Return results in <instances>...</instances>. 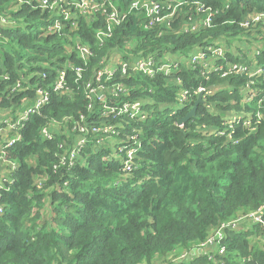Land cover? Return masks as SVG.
Masks as SVG:
<instances>
[{
  "label": "trees",
  "instance_id": "trees-1",
  "mask_svg": "<svg viewBox=\"0 0 264 264\" xmlns=\"http://www.w3.org/2000/svg\"><path fill=\"white\" fill-rule=\"evenodd\" d=\"M66 1L65 6L57 0L55 10H48L37 7V0H0V15L14 21L9 27H0V70L10 74L8 83L20 72L33 75L31 88L9 98L2 92L6 83L0 82L1 107L31 96L34 84L45 87L52 82L56 69L68 59L83 67L77 81L75 72L68 70L70 92H51L49 101L31 115L21 130L22 139L10 150L18 166L2 198L0 264H152L166 256L169 264H264L260 224L248 229L225 228L221 254L202 251L191 259L170 262L200 247L223 222L264 205V107L253 132L246 134L241 124L234 126L232 136L237 142L195 127L203 123L221 127V115L230 110L255 113L257 99L244 108L240 103V88L247 75L222 78L215 73L207 82L199 64H187L198 46L216 45L221 40L228 47L233 41L256 42L259 31L251 32L240 23L253 13H264V0H151L163 3L157 15L169 20L144 28L143 15L132 9L102 45L93 37L101 20L80 18L71 26L60 14L72 6L71 0ZM108 1L127 10L132 0ZM169 7L175 12L171 14ZM208 12L209 26L181 29L191 22L188 18L204 17ZM55 20L61 21L60 31L44 32ZM74 35L91 43L92 55L86 64L76 56L74 47L68 48L72 44L69 36ZM5 42L7 49L2 47ZM127 43L134 55L151 53L158 60L167 59L170 76L159 73L150 78L129 71L122 78L129 89L126 98L147 100L146 115L102 117L96 113L98 104L87 108L85 82L109 50L132 59L124 48ZM172 57H180L177 68ZM226 57L230 62L239 60L232 51ZM256 59L264 62V49ZM175 77L182 80L181 85L171 81ZM198 85L219 86L208 96L211 110L199 104L195 116L178 125L194 102L176 107L177 93L194 91ZM254 86L263 90L264 80L256 78ZM105 92L112 97L110 85ZM81 115L88 126L109 120L119 139L136 135L139 145L131 170L125 171L119 160L106 159L112 148L98 146L95 137L101 135L95 133L88 135L75 165L53 168L58 144L65 137L62 130ZM64 117H71V123L66 124ZM54 119L59 126L53 130V138L42 137L40 128ZM39 178L43 179L41 188L36 185Z\"/></svg>",
  "mask_w": 264,
  "mask_h": 264
},
{
  "label": "built area",
  "instance_id": "built-area-1",
  "mask_svg": "<svg viewBox=\"0 0 264 264\" xmlns=\"http://www.w3.org/2000/svg\"><path fill=\"white\" fill-rule=\"evenodd\" d=\"M22 1V0H18ZM62 3H67L66 0H60ZM72 6L63 8L60 12L64 17L63 19L69 20L71 26H75L80 18L88 19L90 21L101 20L102 24L97 25L93 37L100 45L111 36L114 28L120 25L125 19L127 13L132 9L140 11L143 15L144 28H150L156 23H161L165 19L164 16H158L161 4L151 0H132L129 3L127 10H119L111 1L103 0L97 2L96 0H71ZM58 2L57 0H37V7L40 9L55 10ZM83 9V10H82ZM92 9V10H91ZM101 16V17H98ZM211 14L208 12L201 21H197L193 24H188L187 27L181 26L184 31L196 30L199 27H207L211 22ZM14 23L6 16L0 15V27H9ZM240 25L244 28H251L257 26L256 31L258 40L251 42L254 44V49H240L239 46L233 47V42L229 47H225L220 44H206L204 46H198L195 53L189 56L187 64L194 65L199 64L202 67L201 74L209 81V76L217 74L219 77L225 78L230 75L240 74L247 75L248 79L244 85L241 86V106L244 108L247 104L257 99L258 110L255 113L247 110H230L221 115V127L212 124H198L195 125L197 129L214 135H223L226 141L237 142V138H233L232 131L235 125L241 124L245 127L246 134L256 130L257 125L263 117L260 111L261 107H264V89L259 90L254 86L255 80L261 77L264 80V62H258L256 55L264 49V13H253L250 17L241 21ZM62 27L61 21L55 20L48 25V31L46 32H59ZM72 39V44L68 48L76 50V56L86 64L87 60L92 55V46L88 40L78 35L69 36ZM128 50L127 54L132 55L133 58L126 57L123 52L116 49L109 50L98 62V66L93 69L91 77L85 82L86 97L89 99L87 108H95V104H98L97 114H101L102 117H108L110 114L136 117L145 116L146 108L144 105L147 100L134 99L128 100L126 97L129 95V89L122 83V78L128 74V72H141L142 74L152 78L156 74L162 73L165 76H170L171 63L168 60H158L151 53L140 56L134 55L131 51V44L127 43L124 47ZM235 50V51H234ZM232 51L238 53L243 51L246 53V57H243L245 61L230 62L226 58V54ZM231 53V52H230ZM243 53V54H244ZM141 54V53H140ZM165 59V58H164ZM222 59V64L219 65V60ZM218 60V61H217ZM179 61H175L173 66L178 67ZM68 70L75 72V81L81 78L83 67L76 65L70 59L65 61L61 68H57L53 81L45 85V87L34 84L32 87V95L23 96L19 102L11 104L9 107L0 106V214L3 213L4 203L2 198L4 192L8 191L10 184L14 180V172L17 169V162L10 156L11 148L22 139L21 130L29 120L32 114L39 113L43 105L49 101L51 92L69 93L68 90ZM118 73V77L115 78L114 83L109 84L110 78ZM117 75V74H116ZM32 74H25L20 72L18 78L8 83L10 80V74L5 70H0V82L6 83L4 85L5 97L9 98L21 91H26L31 88L29 80ZM42 77H46L44 73ZM171 79V78H170ZM171 81L174 84L181 85L182 80L179 77L172 78ZM8 83V84H7ZM111 86L112 97L109 98L105 92V86ZM210 86V85H209ZM219 86L212 85L211 88L204 85H198L194 91L188 89H181L177 93L176 107H182L187 104L193 103L198 94L202 93L203 104L210 110L212 103L208 101V96ZM213 92V93H214ZM1 97V96H0ZM1 99V98H0ZM110 102V103H109ZM193 105V104H192ZM191 105V107H192ZM71 117H64L63 121L67 124L71 123ZM84 117L81 115L80 120L74 121L71 126H66V130H62L65 134L64 138L59 142V151L57 161L53 165V168L59 167H71L76 164L80 158L82 150L87 146L88 135L95 133L101 135L95 137L96 144L98 146L112 148V153L106 157L108 160H119L122 163L125 171L131 170L134 166L132 160L134 159L135 148L138 147L139 141L136 135H132L130 138L123 140L115 137L117 130L115 125L110 123L109 120H102L99 124L88 126L82 123ZM59 121L52 120L40 128V134L47 139L53 138V132L58 128ZM178 125H182L179 124ZM54 130V131H53ZM114 151V152H113ZM42 178L36 181L38 188H41L43 184ZM264 205L257 207L254 210H248L241 213L236 219L225 223L223 222L217 231L216 236L211 241L208 237L205 242L201 244H214L216 253H223V246L220 245V241L224 237L223 230L227 227L236 228L242 227L248 229L250 225L260 224L261 226V242L264 243ZM202 250V249H201ZM186 255V254H185ZM184 255V256H185ZM183 256V257H184Z\"/></svg>",
  "mask_w": 264,
  "mask_h": 264
},
{
  "label": "rangeland",
  "instance_id": "rangeland-1",
  "mask_svg": "<svg viewBox=\"0 0 264 264\" xmlns=\"http://www.w3.org/2000/svg\"><path fill=\"white\" fill-rule=\"evenodd\" d=\"M159 3V2H158ZM161 4H163V3H161ZM63 5H65L66 6V3H63ZM170 8V13L172 14V13H174L175 12V10L172 8V7H169ZM83 10V9H82ZM92 10V9H91ZM165 18H167L168 20H169V18L170 17H165ZM194 17H192V18H188V20H190V21H193L194 23L195 22H197L198 20H200L201 19V17H195V19H193ZM256 28H257V26H253V27H251V28H249L250 30H251V32H256ZM46 31H48V27L46 28V30L44 31V32H46ZM227 45V44H226ZM233 47H236V49L238 48L237 46H239V48L240 49H242V48H244V49H247V50H252V49H254V44H252V43H242V42H240V41H233V45H232ZM2 47L3 48H5V49H7L8 48V45H7V43L5 42V43H3L2 44ZM235 51V50H234ZM239 61V60H238ZM98 66V65H97ZM109 148H110V146H109V144L107 145ZM114 152V151H113ZM247 212V211H246ZM236 229H238V227H236ZM216 234H217V231L216 232H213L209 237L211 238V241H213V238L216 236ZM202 244V243H201ZM197 248H201V245H200V247H197ZM192 250V249H191ZM191 250L189 251V254L188 253H181V255H179V256H176V257H173V258H171L170 259V262L171 261H173L174 263L175 262H177V261H179L180 259H185V260H187V259H191L193 256H195L196 255V253L197 252H194V253H192L191 252ZM185 254H187V255H185ZM198 254V253H197ZM171 255H173V254H171ZM185 255V256H184ZM184 256V257H183ZM167 258V256L166 257H164V258H162V259H158V260H155V261H153L152 262V264H169L168 263V261L167 260H165Z\"/></svg>",
  "mask_w": 264,
  "mask_h": 264
},
{
  "label": "water",
  "instance_id": "water-1",
  "mask_svg": "<svg viewBox=\"0 0 264 264\" xmlns=\"http://www.w3.org/2000/svg\"><path fill=\"white\" fill-rule=\"evenodd\" d=\"M211 87H212V85L208 86V88H211ZM202 102H203L202 93L200 92L198 94L197 99L194 101L192 107L189 109V111L183 117H181L178 120L179 124H182L183 122L189 120L191 117H194L196 114V110H197L198 105ZM191 252L192 253L197 252L198 254H201L202 250H201V248H192Z\"/></svg>",
  "mask_w": 264,
  "mask_h": 264
},
{
  "label": "crops",
  "instance_id": "crops-1",
  "mask_svg": "<svg viewBox=\"0 0 264 264\" xmlns=\"http://www.w3.org/2000/svg\"><path fill=\"white\" fill-rule=\"evenodd\" d=\"M202 17H203V16H201V19H200L199 21L202 20ZM199 21H198V22H199ZM193 23H194V22L191 21V22H189V25H190V24H193ZM221 41H222V42H221ZM221 41L216 42V43H217V44L219 43L220 45H223V46H225V47H228V46L226 45V42H224L223 40H221ZM197 49H198V47H195V49L192 50L191 53H195V52L197 51ZM243 53H244L243 51L238 52V53H237V52H236V53H233V52H232V54H233L234 56H236V55L238 56L239 61H241V62L245 61V60H243V57H244ZM171 60H174V61H180V57H172ZM201 249H202L203 252L214 251V250H215V245H214V244H205V245H202Z\"/></svg>",
  "mask_w": 264,
  "mask_h": 264
}]
</instances>
